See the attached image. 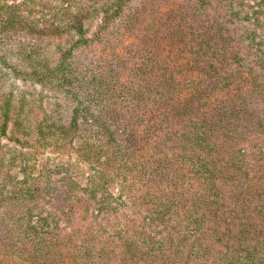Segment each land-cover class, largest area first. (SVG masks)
Instances as JSON below:
<instances>
[{"label":"trees","instance_id":"obj_1","mask_svg":"<svg viewBox=\"0 0 264 264\" xmlns=\"http://www.w3.org/2000/svg\"><path fill=\"white\" fill-rule=\"evenodd\" d=\"M9 1L0 53L53 60L12 78L14 104L32 107L20 130L106 154L97 173L118 176L128 202L116 215L95 200L89 221V204L68 203L62 264H264V0H60L61 16Z\"/></svg>","mask_w":264,"mask_h":264},{"label":"rangeland","instance_id":"obj_2","mask_svg":"<svg viewBox=\"0 0 264 264\" xmlns=\"http://www.w3.org/2000/svg\"><path fill=\"white\" fill-rule=\"evenodd\" d=\"M101 2L83 0L76 6L79 10L81 7H89L90 3ZM6 3L11 4L9 0ZM29 5L46 14L59 11L58 16H61L62 13L60 0H33ZM71 11L75 13L73 8ZM34 14L39 16L40 13ZM31 18L27 16V22L34 25L35 20ZM41 21L37 20V24ZM11 50L9 53H0V97L11 95L7 97L11 100L6 109V135H0V179L3 181V193L0 191V203L3 204L0 206V226L3 230L11 231L1 235L0 264H52L51 256L53 257L54 251L56 263L62 264L71 261V255L67 247L55 249L62 243L56 237H61L63 232L73 228L72 223L75 222L74 218L66 220L68 203H73L76 207L82 205L79 201H83L84 205L89 204L90 208L86 210L89 221L96 214V207L98 208L95 200H100L110 214L117 213L116 215L120 211L129 213L128 202L121 197L122 180L118 176L106 171L100 176L97 173L98 163L105 160L106 154L101 155L98 160L93 156H86L88 159H85L68 138H49L45 135L35 139L30 132H22V127L26 125L24 121H20V117L27 111L28 118V110H32V107L27 104V108H22L14 104L18 90L12 85V78L16 74L29 72L36 66L39 73H47L53 60L49 57L47 62L44 58H41L42 62H34L30 56L23 61L15 54L17 46L12 45ZM2 66L4 67L1 68ZM32 81L23 85L22 92L26 95L34 93ZM15 115L18 116L17 122L12 121ZM19 125H22V131ZM54 165L57 166L56 169L53 168ZM94 187L106 199H85L86 194ZM6 191L9 192L6 194ZM28 191H32L31 195H28ZM11 199L16 201L8 208L4 203ZM154 211L149 210L148 213L152 215ZM8 219L16 221L13 227L9 226Z\"/></svg>","mask_w":264,"mask_h":264}]
</instances>
